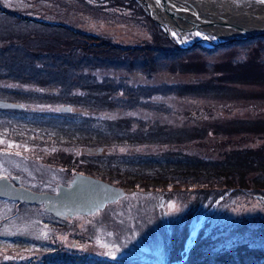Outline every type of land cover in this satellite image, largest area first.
I'll list each match as a JSON object with an SVG mask.
<instances>
[{"label":"rangeland","instance_id":"1","mask_svg":"<svg viewBox=\"0 0 264 264\" xmlns=\"http://www.w3.org/2000/svg\"><path fill=\"white\" fill-rule=\"evenodd\" d=\"M136 2L137 7H112L114 2L103 4V0H0V8L9 11H0V47L24 41L33 49L67 51L80 45L93 64L109 56L127 60L121 53L113 54L112 48L100 47L101 41L109 39L105 41L110 47L116 44L128 50L135 63L154 60L152 69L138 64L133 72L100 67L86 70L84 74L95 79V84L83 90L73 88L67 96L88 94L84 106L62 101L57 90L0 76V98L26 106V111L0 112V177L18 175L26 187L54 191L72 174L83 171L133 189L102 211L65 221L45 213L42 207L0 199V264H48L47 255L57 253V259H62L76 251L130 264H184L190 254L187 244L199 224L206 227L205 241L209 239L201 252L205 258L237 244L249 246L238 231L247 236L253 232L260 213L264 214L260 199H264V190L259 197L226 192L225 199L219 198L223 201L220 207L214 205L217 200L212 204V191L222 187L225 177L236 186L249 182L245 179L251 170L238 167L233 150L264 151V38L216 52L198 48L169 56L161 51L156 23ZM182 3L183 13L187 6ZM150 4L166 15L153 1ZM169 7L174 10L172 4ZM168 28L171 36L176 33L173 42L177 46L206 38L221 40L203 28ZM74 32L100 35L102 40H85ZM122 78L128 79L129 89L141 86L139 97L145 96L148 87L155 88L149 91L151 95L160 93L150 95V101H140L133 110L119 109L115 102L126 96L125 92L118 91L113 98V92L101 86L107 80L119 84ZM63 104H71L73 113L58 114ZM89 146L94 154L86 152ZM98 147L103 149L97 151ZM186 156L225 160L231 168L225 169L222 163L209 168L165 166V159L174 157L184 163ZM146 157L158 158L161 163L145 161ZM95 159L98 164L88 162ZM51 161L56 166L50 165ZM204 172H209L208 176L217 172L222 178L212 182L205 174L191 183L173 179L174 174ZM238 172L240 177H231L230 173L238 176ZM231 219L238 231L231 230ZM261 223L264 226V221Z\"/></svg>","mask_w":264,"mask_h":264},{"label":"trees","instance_id":"2","mask_svg":"<svg viewBox=\"0 0 264 264\" xmlns=\"http://www.w3.org/2000/svg\"><path fill=\"white\" fill-rule=\"evenodd\" d=\"M114 2V4H111ZM104 3L111 4L110 6L120 5L125 6V4L129 5H135L136 1H130V0H103ZM112 6V7H113ZM137 7V6H136ZM0 11L2 13H9V11L5 8H0ZM27 19L28 21H34V22H41L45 23L43 21H40L38 19L30 18L27 16H21ZM158 29L160 37L162 38V45L163 50L166 51L165 54L169 56H177L179 54L186 53V51L181 50L175 43L168 38V36L164 33L162 29L156 24H153ZM54 27H60L61 24H53ZM63 28V27H62ZM74 36L82 37L85 40H102L100 36H95L88 33H82V32H74ZM109 40V39H105ZM105 40L101 41L100 47H105L107 50L113 49V54H119L121 53L123 56L126 57L127 60H120V57H106L107 59L104 61H100L97 64H93V60H91V57L88 56L89 53L84 51V48L80 45L75 46L67 51L65 50H44V49H33L30 48L27 44H24V41L22 43L18 42H11L10 44L0 47V76H4L3 79L11 80L14 82H19L22 84H30L35 87L43 88L48 91L57 90L58 93L64 97L63 100H70L73 101L75 104H78L80 106H84L86 104V100L89 99L87 96L88 94H84L82 97H72L69 98L71 95L69 93L72 92L73 88H80L85 89V86H93L95 84V79H91V77L87 74H84L86 70H94L95 68H108L110 70H122V71H130L133 72L136 69V66L140 64L139 66L142 67L147 65V68L152 69L154 65V60H149L145 64L143 61L142 63L138 61L135 63L131 57L128 55V50L122 49L120 46L114 44L112 47L108 45L109 42H106ZM238 42L236 44H242L249 42ZM111 45V44H110ZM168 45V46H166ZM232 45H227L224 47H221L220 49L228 48ZM207 50V49H205ZM111 51V50H109ZM155 51V50H154ZM207 51L213 52L216 50L208 49ZM157 53V52H156ZM135 54V53H134ZM141 54V53H140ZM161 54V53H160ZM142 55V54H141ZM148 51H145L143 56L147 57ZM93 56V55H92ZM94 58H97V56H93ZM92 57V58H93ZM93 58V59H94ZM155 59V58H154ZM117 65V68H115ZM135 68V69H134ZM148 73V72H147ZM2 78V77H1ZM92 80H94L92 82ZM127 78H122V81L120 83H116L110 80H107L101 87H108L110 90V94L113 92V98L114 94L116 95L118 91H124L126 96L118 98V102H115L116 107L119 109L124 110H133L135 106L140 105V101L148 100L150 101V97L156 93L155 92L152 95L149 93L151 89L148 87V91L145 93V96H140L138 92H141L140 87L137 86L134 89H129L126 86ZM5 86V85H4ZM178 86V85H177ZM170 88V90L174 91L175 88ZM119 87H122L119 89ZM1 88V87H0ZM158 89V88H156ZM7 92V91H6ZM163 92V88H162ZM59 95V96H60ZM149 95V96H148ZM151 95V96H150ZM69 96V97H67ZM75 98V99H74ZM62 99V98H61ZM78 99V100H76ZM122 100L124 102H122ZM78 101V103H77ZM82 101H85L82 103ZM92 101V100H90ZM115 101V99H114ZM82 103V104H81ZM95 103V100L93 101V104ZM141 105H143V102H141ZM147 105H150L147 103ZM166 106V105H165ZM93 107V105H91ZM164 107V106H163ZM162 107V108H163ZM161 108V107H160ZM84 109H86L84 107ZM93 111V110H92ZM53 133V132H50ZM59 140H61L59 138ZM234 156H235V163H237L239 168L247 169L248 171L251 170V173L246 177L245 180L249 182L243 181V186H236L233 185L228 181V179L225 177L224 182L221 184L222 187H216L213 189L212 193L215 194L214 199L212 201V204L218 200L219 198L223 197L226 192L229 193V195H233L236 192H243L246 195H258L262 194V191L264 190V151H258L256 149L252 148H243V149H237L233 150ZM146 161H153V164H160L161 160L158 158L152 157H146ZM174 158V157H173ZM172 157L165 162L166 165H181L184 167H199L202 168H209L219 165V163L225 164V169H230L231 166L228 165L226 162L223 161L220 162L219 160H215L214 158L208 157L206 158L207 161H204L202 159L198 158H189L186 156V158H183L185 160L184 163H180L179 161L174 160ZM132 162L137 163H144L142 160H134L132 159ZM148 163V162H146ZM257 168V170H255ZM209 172H204L203 174H194L186 176L184 175H173V179L176 178V181H184L191 183V179L198 178L197 176L204 177L205 174L207 175ZM212 174L208 177H210L212 182H216L219 178H222L220 173L217 172H211ZM240 172L237 173L238 176H236V173H230L231 177H240ZM253 173V176H250ZM172 175V173H171ZM153 179H149L148 182L152 181ZM166 180V179H165ZM223 180V179H222ZM250 184V185H248ZM261 185V186H259ZM224 198V197H223ZM225 199V198H224ZM223 202V201H222ZM222 202L218 201V204H222ZM260 213V212H259ZM259 215V214H258ZM261 218L257 219L254 223L255 228L253 232L247 236L243 235L240 231L237 230V224L234 223L235 221L231 219V222L229 223L232 226L230 227L232 231H238L243 237L244 240H248L250 243L249 246L245 244H237V246L233 247L232 249L222 251L221 253H218L217 256L214 257H206L205 255H201L202 251L206 249V244L209 242V239H206L205 231L206 227H203L200 229L198 233V237L196 239L195 244L193 245L190 254L185 261L184 264H264V233L262 232L264 230V226L261 223V220L264 221V214L260 213ZM263 236L261 237V235ZM253 245V246H252ZM251 246V247H250ZM59 252V251H55ZM206 252V251H205ZM204 252V253H205ZM60 253V252H59ZM57 253H52L50 255H47L46 260H49L48 264H130L122 261H115L111 259L106 258H100L95 257V255H89L86 253L78 254V252L70 253L64 255L62 259H57L56 257ZM100 258V259H99ZM58 260V262H56ZM42 262V261H41ZM26 264H34L27 262ZM37 264V263H36ZM45 264V263H43Z\"/></svg>","mask_w":264,"mask_h":264},{"label":"water","instance_id":"3","mask_svg":"<svg viewBox=\"0 0 264 264\" xmlns=\"http://www.w3.org/2000/svg\"><path fill=\"white\" fill-rule=\"evenodd\" d=\"M146 9L148 15L165 31L167 36L171 39L169 28L164 22L156 19L153 16V10L150 3L153 1L163 13H165L170 20L169 25L176 27L179 31L189 30L191 28H206L213 25H221L224 27L234 28L237 27L240 32L238 36L223 39L217 42H213L209 39H200L189 47H183L184 49H193L198 45L207 46L210 48H218L231 43L246 41L250 38L264 37V31L261 32H248L245 29L236 26L229 21L218 22L216 20H198L190 22L185 19L183 15L178 14L176 10H172L169 7L170 0H137ZM177 18H184L187 23H191V26L185 27L178 25ZM21 104H16L8 101L0 100V110L17 109L22 110ZM61 112L71 113L72 108L70 106H62L59 108ZM127 189L120 188L103 182L101 180L88 177L85 175H77L69 186L61 185L59 191L56 194L50 193H37L24 187L14 186L6 177L0 178V197L20 200L22 202L44 204V210L46 212L53 213L56 217L61 219H68L79 214H91L100 209H104L108 203L115 202L119 198L126 195Z\"/></svg>","mask_w":264,"mask_h":264},{"label":"bare ground","instance_id":"4","mask_svg":"<svg viewBox=\"0 0 264 264\" xmlns=\"http://www.w3.org/2000/svg\"><path fill=\"white\" fill-rule=\"evenodd\" d=\"M182 2L187 6V11L183 13ZM170 3L178 14L181 13L190 22H196V20H216L221 22L226 20L248 32L264 31V3L257 6L255 0H171ZM150 6L156 19L165 24H169L171 21L174 22L160 13L153 5L150 4ZM185 19L178 20V25H182L184 28L191 26V23H187ZM205 29L217 34L221 39L238 36L240 32L237 27L230 28L221 25L208 26ZM191 243L192 241L189 242V245Z\"/></svg>","mask_w":264,"mask_h":264},{"label":"flooded vegetation","instance_id":"5","mask_svg":"<svg viewBox=\"0 0 264 264\" xmlns=\"http://www.w3.org/2000/svg\"><path fill=\"white\" fill-rule=\"evenodd\" d=\"M63 140V139H62ZM67 140V139H66ZM66 140H64V141H66ZM91 147V148H90ZM93 146H89V148H86V152H88V153H92V154H94V152H95V150H94V148H92ZM98 151V150H97ZM88 162H94V163H96V164H98V162H99V160L98 159H95V160H93V161H88ZM49 164L50 165H53V166H56V163H55V161H51V162H49ZM68 165H69V162H68ZM82 173H85V174H88V175H92V176H96L95 174H92V173H86V172H83V171H81ZM78 173V172H77ZM97 174H99V173H97ZM73 175V174H72ZM71 175V177L69 178V180L66 182V183H64V184H68L70 181H71V179L73 178V176ZM23 176V175H22ZM23 179L20 177V182L22 181ZM60 184V183H59ZM58 184V185H59ZM57 185V186H58ZM27 186H29L28 184H27ZM30 187V186H29ZM36 190H39V191H50V189H36Z\"/></svg>","mask_w":264,"mask_h":264},{"label":"snow or ice","instance_id":"6","mask_svg":"<svg viewBox=\"0 0 264 264\" xmlns=\"http://www.w3.org/2000/svg\"><path fill=\"white\" fill-rule=\"evenodd\" d=\"M158 2H159V0H158ZM259 2L260 3H264V0H259ZM173 35L175 36L176 35V33H173ZM197 35H200L199 33H197Z\"/></svg>","mask_w":264,"mask_h":264}]
</instances>
